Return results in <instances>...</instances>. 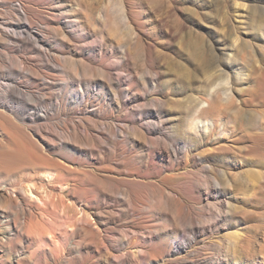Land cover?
I'll use <instances>...</instances> for the list:
<instances>
[{
    "label": "rangeland",
    "instance_id": "374dc122",
    "mask_svg": "<svg viewBox=\"0 0 264 264\" xmlns=\"http://www.w3.org/2000/svg\"><path fill=\"white\" fill-rule=\"evenodd\" d=\"M0 24V183L30 186L58 255L236 264L264 245V0H0ZM216 90L236 101L229 151L186 147Z\"/></svg>",
    "mask_w": 264,
    "mask_h": 264
},
{
    "label": "bare ground",
    "instance_id": "6f19581e",
    "mask_svg": "<svg viewBox=\"0 0 264 264\" xmlns=\"http://www.w3.org/2000/svg\"><path fill=\"white\" fill-rule=\"evenodd\" d=\"M19 28L21 29V27ZM12 31L14 32L16 30H12ZM14 33H12L11 36ZM3 35L8 37L9 33H3ZM1 38H2V34L0 32V39ZM212 65H213V62L211 61L207 63V66L209 68L212 67ZM214 73L210 74V76L213 77L215 75ZM213 81L214 79L211 81L210 83L211 85L214 84ZM8 82L6 83V86ZM222 84H224L226 87L224 90V93L227 94L226 91L232 90V87H231L232 81H230L229 79H222L219 85H222ZM1 88H5V86ZM222 92L223 91H220V90H216L215 94H212L209 92L210 95L208 94V96L203 97L204 99L203 103L208 102L209 107L202 108L197 113L188 114L189 115L188 118H186V120L183 121L182 127L184 128H182L181 130L182 132H184V134H186V137L182 138V143L186 147H198L199 144L203 142L206 144V142L211 141L215 143L216 145L215 147H218V152L229 151L228 149H226L227 147H230V146H227L228 145L227 143L229 140H232L231 137L235 135V126L230 124L229 121H232V120H230V118L227 117L226 111L228 110V108H231V106L234 105L236 101H235V98L232 96V94L230 95L228 94L227 97H224ZM215 101H218L217 104H214V107L217 109V113L211 114L209 113L211 112L210 105H212L213 102ZM12 107H14V105ZM42 113L37 114L36 117L40 116L41 118H43L47 114V112H44V114ZM201 125L203 126V130L200 128ZM210 138L212 140H210ZM237 164L241 165V162L238 161ZM233 165L235 164H232V166ZM43 167H45V170H44V173L43 172L42 173L46 174L48 178L57 177V173L52 171L50 167H48V165H43ZM211 167L213 170L218 171L215 166H211ZM216 181L220 185L224 186L222 189L220 188V191L222 192H224L225 188H228L227 191L229 190L228 192H230V190L235 187L233 183L234 182L233 177H230V182L228 185L229 187L225 186L224 181H222L220 178H216ZM227 191H225L222 195L226 196ZM215 192L216 194L219 193L217 190ZM31 194H33V192L31 191L30 186L26 185V186H22L21 188H19V190H17L16 196H13L11 193H9V188L7 185H3L2 183H0V264H58V263L69 264V260H67V258L63 256L64 254L58 255L55 249V246L53 244L48 245V240L45 237V233L39 226H37L38 222L35 221V219L37 220L39 219L40 214L37 212H33L31 207L29 208L23 203L24 201L23 197H26L30 201L34 199V197L31 196ZM89 222L91 221L89 220ZM77 226L78 225H76V227ZM14 239L15 240L18 239V241L22 243L23 247L26 249V254L25 252H19L18 250L13 251V249L11 248V243L14 241ZM47 245L49 247H46ZM178 246H182V245L178 243ZM245 246L248 249H253L255 257L254 256L250 257V256H245V255L237 256L235 260L236 264H264V254H261V251L264 252V245L262 246L259 245V248H255V245L248 243ZM226 262H227L226 264H230L231 260L227 258Z\"/></svg>",
    "mask_w": 264,
    "mask_h": 264
}]
</instances>
